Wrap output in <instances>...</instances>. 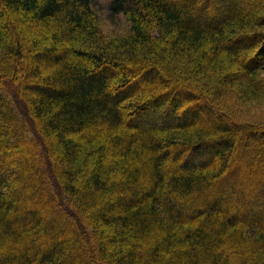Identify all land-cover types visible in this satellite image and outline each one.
<instances>
[{"label":"trees","instance_id":"obj_1","mask_svg":"<svg viewBox=\"0 0 264 264\" xmlns=\"http://www.w3.org/2000/svg\"><path fill=\"white\" fill-rule=\"evenodd\" d=\"M108 11L0 0V264H264V0Z\"/></svg>","mask_w":264,"mask_h":264},{"label":"rangeland","instance_id":"obj_2","mask_svg":"<svg viewBox=\"0 0 264 264\" xmlns=\"http://www.w3.org/2000/svg\"><path fill=\"white\" fill-rule=\"evenodd\" d=\"M95 1V8L97 12L99 13V16L101 17L102 22V29L105 32H110L112 34H123L129 30V22L123 17L122 15H114L111 14L108 9L109 5L113 0H94ZM190 3L187 2L188 8L191 10L192 13H194V17H197V8H192ZM190 6V7H189ZM183 10L186 9L185 5L181 7ZM264 73V69H263ZM216 84V83H215ZM216 86V85H215ZM218 99L221 102V106H223V110L231 115L235 120L238 121H244V122H253V123H264V105L253 103L254 101H251V103H244L243 101H238L236 98L235 93L233 92H227L221 94H217ZM153 110V109H152ZM149 111V114L147 118L148 120L152 122H163L168 121L169 117L167 114H161L157 111ZM141 118H144L141 117ZM21 137V136H19ZM23 137V136H22ZM175 153V151H173ZM227 180H223L220 182H226ZM219 182V183H220ZM33 201V200H31ZM210 202V201H209ZM198 204H201V200L199 199ZM33 218L31 216H28L26 220H32ZM43 223H45V218H42Z\"/></svg>","mask_w":264,"mask_h":264}]
</instances>
